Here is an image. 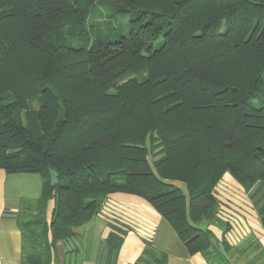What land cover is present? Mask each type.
Wrapping results in <instances>:
<instances>
[{
	"label": "trees",
	"instance_id": "16d2710c",
	"mask_svg": "<svg viewBox=\"0 0 264 264\" xmlns=\"http://www.w3.org/2000/svg\"><path fill=\"white\" fill-rule=\"evenodd\" d=\"M112 1L130 15L115 42L92 23L97 0H0V170L42 179L17 217L21 264H52L115 194L210 264H264L256 239L234 250L210 229L227 173L264 227V0Z\"/></svg>",
	"mask_w": 264,
	"mask_h": 264
},
{
	"label": "crops",
	"instance_id": "0c3cea01",
	"mask_svg": "<svg viewBox=\"0 0 264 264\" xmlns=\"http://www.w3.org/2000/svg\"><path fill=\"white\" fill-rule=\"evenodd\" d=\"M15 176L18 174L0 170V264H21L22 236L17 225L21 202L41 195L20 192L12 186V178L22 180ZM177 185L185 189L183 184ZM215 196L219 224L210 229L216 238L234 250L254 239L264 251V227L244 187L227 173L217 185ZM53 208L50 201L48 221ZM79 232L78 239L55 243L52 264H157L164 255L167 264H210L202 253L191 255L169 222L148 202L132 195H112L102 212ZM114 232L122 238L118 249L109 244Z\"/></svg>",
	"mask_w": 264,
	"mask_h": 264
},
{
	"label": "rangeland",
	"instance_id": "374dc122",
	"mask_svg": "<svg viewBox=\"0 0 264 264\" xmlns=\"http://www.w3.org/2000/svg\"><path fill=\"white\" fill-rule=\"evenodd\" d=\"M93 13V19L92 23L94 26L100 28L102 30L101 32V39L104 41H110L115 42L118 40L121 36L127 35L128 32V23H129V14L122 12L120 5L115 3L112 0H97L95 3V6L91 10ZM111 24L113 29L112 31H109L108 25ZM64 41L73 47H78L79 42L78 40L69 35L66 34ZM161 45V41L157 42L156 46L159 47ZM32 107L34 109L39 107V104L37 102H34L32 104ZM152 162V160L150 159ZM22 179L21 181H17L19 178H12V186L17 187L19 191H25L28 192L27 194H33V192H36V194L41 192V182L42 179L37 174H18V176ZM16 180V182H14Z\"/></svg>",
	"mask_w": 264,
	"mask_h": 264
},
{
	"label": "water",
	"instance_id": "95a60500",
	"mask_svg": "<svg viewBox=\"0 0 264 264\" xmlns=\"http://www.w3.org/2000/svg\"><path fill=\"white\" fill-rule=\"evenodd\" d=\"M50 180L52 185H56L59 182L58 176L54 170L49 171Z\"/></svg>",
	"mask_w": 264,
	"mask_h": 264
}]
</instances>
